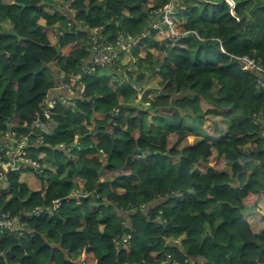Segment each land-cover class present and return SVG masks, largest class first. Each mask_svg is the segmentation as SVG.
Wrapping results in <instances>:
<instances>
[{
    "label": "trees",
    "instance_id": "trees-1",
    "mask_svg": "<svg viewBox=\"0 0 264 264\" xmlns=\"http://www.w3.org/2000/svg\"><path fill=\"white\" fill-rule=\"evenodd\" d=\"M51 1L0 0V136H26L41 170L10 171L0 189L23 224L0 229V264H264V79L239 60L264 67V0H234V13L226 0H179L169 39L149 23L170 0H65L74 16ZM95 28L103 44L123 34L131 46L87 72ZM51 65L81 83L47 117ZM187 116L213 122L211 136L184 128Z\"/></svg>",
    "mask_w": 264,
    "mask_h": 264
},
{
    "label": "built area",
    "instance_id": "built-area-1",
    "mask_svg": "<svg viewBox=\"0 0 264 264\" xmlns=\"http://www.w3.org/2000/svg\"><path fill=\"white\" fill-rule=\"evenodd\" d=\"M228 3L231 6V10L235 9V3L231 0H227ZM179 10V0H170L169 3L162 7L153 8L151 10L152 16L155 18V21H151L150 27L153 31L158 32L159 35L162 36L163 39H169L177 36V33L174 29V22L176 20V14ZM118 24V23H117ZM93 32V44L90 49L92 57H93V64L91 68H87V72H92L96 69V67L100 69H105L106 67L112 66L116 60L120 57V52L122 50L129 51L130 43L125 42L123 38V34H119L118 42L116 45L111 44H103L101 42L102 40V29L101 28H95L92 30ZM142 37H138L136 40H132L133 45H136L138 41ZM241 61V69L242 70H248L251 72L256 73L259 75L262 79H264V67L258 66L256 61L252 58H249L247 56L239 58ZM81 77L80 75H74L70 76L69 80H64L60 78V84L63 88L67 89L68 91H75L76 88L79 87V84L81 83ZM262 85H264V82L259 81ZM57 100H52L47 104V108L44 109V113L47 117L50 116L51 110L56 103ZM65 101V100H62ZM36 119L33 121L32 126L35 128H38L41 125V119L40 115L38 113ZM258 122L255 121V124ZM262 136L264 137V131L262 132ZM4 139H8L13 141L12 149L11 150H5L6 155L9 156L7 160L0 159V189H2L6 184L8 183V172L13 170H18L20 168L25 167H32L34 169H37L39 172L40 170V164L37 160L29 157L26 154V142L27 137L24 136L22 139H18L15 137L14 133H7ZM7 145V144H5ZM6 147L0 148V151H4ZM69 151V149H68ZM60 202L56 201L54 206L52 207V210H55L59 206ZM42 208L36 207L35 213L37 215L40 214ZM23 224L20 221L19 216H11L9 213L2 210L0 207V229L2 230H16L19 229ZM130 236L123 239L124 243L129 244Z\"/></svg>",
    "mask_w": 264,
    "mask_h": 264
},
{
    "label": "crops",
    "instance_id": "crops-1",
    "mask_svg": "<svg viewBox=\"0 0 264 264\" xmlns=\"http://www.w3.org/2000/svg\"><path fill=\"white\" fill-rule=\"evenodd\" d=\"M227 1V0H226ZM231 1H233L234 3H235V1L234 0H231ZM49 2V1H48ZM46 4V3H45ZM50 5L55 9V10H57V12L59 13V14H64V12H66V11H68V9H67V7L65 6V0H52L51 1V3H50ZM236 5V4H235ZM231 12L232 13H234V10H231ZM68 13L69 14H72V16H74V14L71 12L70 13V11H68ZM44 21H41V23H43ZM150 23H151V21H150ZM150 23H149V25H150ZM201 26H203L202 28V32L203 33H206V32H208V30L209 29H207V27H205V24L204 23H202V25ZM65 28V26H64V24L63 23H59V24H57L56 25V31L58 32V31H62L63 29ZM59 33V32H58ZM123 59H126V58H123ZM122 59V60H123ZM121 60V59H120ZM93 62V57H92V54H90V58H89V60H88V62ZM117 61L118 60H116L115 61V63H114V66H117L119 63H120V61H119V63H117ZM127 62H128V60H127ZM127 62H125V63H127ZM123 63V62H122ZM124 63V64H125ZM113 66V65H112ZM45 71H46V76H47V79L48 80H51V81H54L55 82V84H54V87L50 90V92H49V94H48V98H47V100H46V104H48L50 101H52V100H59V101H61V102H63V103H66V104H69V103H72L73 101V99H75V97H76V94L77 95H79V91H68L67 89H65V88H63L62 86H61V84H60V78H59V75L57 74V68L54 66V65H51V66H48V67H46V69H45ZM62 100H65V101H62ZM70 105H72V104H70ZM111 123H112V125L114 124V122H113V120L111 121ZM7 134V133H6ZM6 134L5 135H1L0 136V143L2 142V140H3V138L6 136ZM75 147L78 145V143H75V144H73ZM70 159H72V160H77L78 159V156L73 152V153H68V156H67V159H66V162L68 161V160H70ZM52 166H50V168H51ZM52 170H54V168H51ZM80 176H77V178L76 179H80L79 178ZM54 179H57L56 177L54 178ZM104 179L103 178H101L99 181H100V183L103 181ZM73 182H75V179H73ZM98 189V184H97V188H96V190ZM96 192V191H95ZM71 196L70 197H75V198H78L79 197V195H78V188H74L73 189V191H72V194H70ZM114 210L117 212V209L116 208H114L113 209V211H111V214H114ZM189 210H192V208H191V206L189 207ZM118 212L120 213V211L118 210ZM262 215L264 214V213H262L261 211H259ZM257 215V214H256ZM221 222V217L220 216H218V218H217V220H216V223L217 224H219ZM258 227L260 228V232L261 233H259L258 235H257V237H256V240H257V243L259 244V245H261V247H262V249L264 250V225L263 224H258ZM128 236H130V235H128ZM127 236V237H128ZM167 240H169V239H167ZM175 242H179V239H176L175 240ZM120 245H122L120 242L118 243V246L120 247ZM222 250V248L220 247V249H219V251H221ZM196 259V260H195ZM191 261L192 262H196L197 261V258H193V259H191ZM198 262V261H197ZM199 262H202V260H200Z\"/></svg>",
    "mask_w": 264,
    "mask_h": 264
},
{
    "label": "rangeland",
    "instance_id": "rangeland-1",
    "mask_svg": "<svg viewBox=\"0 0 264 264\" xmlns=\"http://www.w3.org/2000/svg\"><path fill=\"white\" fill-rule=\"evenodd\" d=\"M196 34H197V38L198 39H202L203 38V35H201L200 33L199 34L196 33ZM158 35H159V33H158ZM120 59L121 58L118 59L117 63H119ZM127 60H128V58L127 59H123L122 62L125 63V62H127ZM151 77H153V76H151ZM150 87L153 88L154 90H158L159 89V87H157V86H150ZM140 94L141 95L139 97L143 98L142 93H140ZM212 120H213V118H212ZM218 121H219V119H215L214 118V123H216ZM151 124L152 125H151L150 128L152 129V131H155L157 129L156 125L153 122ZM212 126H213V122L212 123L206 122V123H204L202 125L198 118H196V117L191 118L189 116H187V119H186V121L184 123V128H186L188 130H191L193 132V134H195L199 138L206 137V136H211ZM50 166H52L51 168H54L53 165H50ZM27 178L29 180L28 181L29 185L30 184L32 185V175H28Z\"/></svg>",
    "mask_w": 264,
    "mask_h": 264
},
{
    "label": "water",
    "instance_id": "water-1",
    "mask_svg": "<svg viewBox=\"0 0 264 264\" xmlns=\"http://www.w3.org/2000/svg\"><path fill=\"white\" fill-rule=\"evenodd\" d=\"M6 33H7V34L15 35V36L18 37L19 39L21 38L20 35H19L14 29H11V30H9V31H6ZM154 74H155V69L153 68V69H152V74H151V76L154 75ZM137 86L140 87L141 84H138ZM141 152H142L141 150H136V151H135V154H140ZM146 152L149 153V150H147ZM120 247H121V246H120Z\"/></svg>",
    "mask_w": 264,
    "mask_h": 264
}]
</instances>
